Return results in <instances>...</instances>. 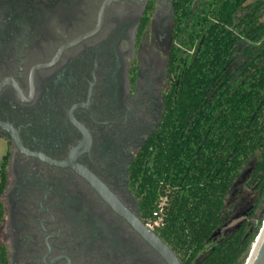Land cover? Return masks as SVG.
<instances>
[{"label": "flooded vegetation", "instance_id": "obj_1", "mask_svg": "<svg viewBox=\"0 0 264 264\" xmlns=\"http://www.w3.org/2000/svg\"><path fill=\"white\" fill-rule=\"evenodd\" d=\"M179 3L0 0L3 264H168L140 159L181 73Z\"/></svg>", "mask_w": 264, "mask_h": 264}, {"label": "trees", "instance_id": "obj_2", "mask_svg": "<svg viewBox=\"0 0 264 264\" xmlns=\"http://www.w3.org/2000/svg\"><path fill=\"white\" fill-rule=\"evenodd\" d=\"M245 2L180 0L181 73L140 159L145 216L154 222L165 200L164 222L155 228L183 264H246L263 225L247 220L213 241L250 167L258 195L251 216L264 203V33L248 40L264 3L244 12Z\"/></svg>", "mask_w": 264, "mask_h": 264}, {"label": "rangeland", "instance_id": "obj_3", "mask_svg": "<svg viewBox=\"0 0 264 264\" xmlns=\"http://www.w3.org/2000/svg\"><path fill=\"white\" fill-rule=\"evenodd\" d=\"M262 3H264V0H246L244 4V12L251 10V8L256 5H261ZM263 33L264 17L261 19L259 27L252 32L250 37H248V40L255 43ZM250 175L251 168L243 175V177L236 184L232 193L229 195L226 205L227 221L214 236V242L224 239L232 230L247 220L256 221L264 219V203H262L259 210L257 212L255 211V214L251 216V213L257 203L258 195L254 186H249L248 180Z\"/></svg>", "mask_w": 264, "mask_h": 264}, {"label": "water", "instance_id": "obj_4", "mask_svg": "<svg viewBox=\"0 0 264 264\" xmlns=\"http://www.w3.org/2000/svg\"><path fill=\"white\" fill-rule=\"evenodd\" d=\"M145 235L149 243L163 255L168 264H181L172 248L159 236L152 232H145ZM246 264H264V222Z\"/></svg>", "mask_w": 264, "mask_h": 264}, {"label": "built area", "instance_id": "obj_5", "mask_svg": "<svg viewBox=\"0 0 264 264\" xmlns=\"http://www.w3.org/2000/svg\"><path fill=\"white\" fill-rule=\"evenodd\" d=\"M164 202H165V200L162 201L159 208L156 211H154V213H153V218L155 219V221L154 222L150 221V226L152 228L158 227V226L162 225L164 222V210H163Z\"/></svg>", "mask_w": 264, "mask_h": 264}]
</instances>
